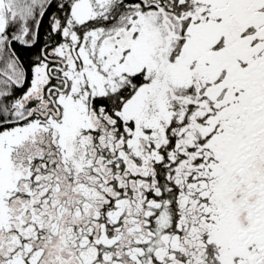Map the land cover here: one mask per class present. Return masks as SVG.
Instances as JSON below:
<instances>
[{
    "label": "snow or ice",
    "instance_id": "obj_1",
    "mask_svg": "<svg viewBox=\"0 0 264 264\" xmlns=\"http://www.w3.org/2000/svg\"><path fill=\"white\" fill-rule=\"evenodd\" d=\"M0 264H264V0H0Z\"/></svg>",
    "mask_w": 264,
    "mask_h": 264
}]
</instances>
